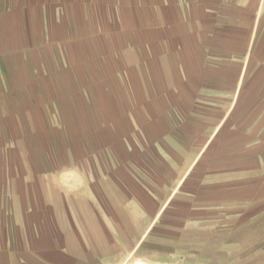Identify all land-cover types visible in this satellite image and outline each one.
Wrapping results in <instances>:
<instances>
[{"label":"crops","instance_id":"crops-1","mask_svg":"<svg viewBox=\"0 0 264 264\" xmlns=\"http://www.w3.org/2000/svg\"><path fill=\"white\" fill-rule=\"evenodd\" d=\"M262 182L264 0H0V264L121 260Z\"/></svg>","mask_w":264,"mask_h":264},{"label":"rangeland","instance_id":"rangeland-1","mask_svg":"<svg viewBox=\"0 0 264 264\" xmlns=\"http://www.w3.org/2000/svg\"><path fill=\"white\" fill-rule=\"evenodd\" d=\"M260 184L249 202L236 204L234 214H205L199 223L190 222L188 214L162 215L133 253L108 264H264V182ZM175 204L178 211L186 202Z\"/></svg>","mask_w":264,"mask_h":264}]
</instances>
